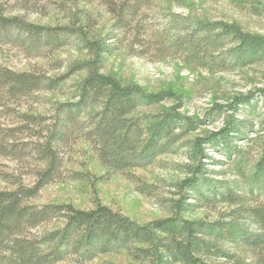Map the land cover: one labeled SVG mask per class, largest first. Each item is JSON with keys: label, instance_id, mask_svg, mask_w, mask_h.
I'll return each mask as SVG.
<instances>
[{"label": "trees", "instance_id": "16d2710c", "mask_svg": "<svg viewBox=\"0 0 264 264\" xmlns=\"http://www.w3.org/2000/svg\"><path fill=\"white\" fill-rule=\"evenodd\" d=\"M42 1L0 0V45L31 57L65 46L82 48L86 58L71 71L85 74L49 118L27 107L18 112V126L0 132L1 156L23 155L13 141L16 130L29 133L24 147L35 161L31 186L21 176L0 172V180L9 184L0 188V264H87L120 252L133 264H264V87L215 103L210 115L221 125L192 135L201 122L178 106L136 113L176 98L172 92H148L102 72L105 55L124 43L130 55L151 53L189 66L234 70L264 62V36L223 20L194 21L169 7L151 15L153 0H100L111 21L104 32L85 1L50 0L65 13V24L27 19L43 9ZM22 8L26 14L17 13ZM54 90H63L62 78L0 66V105L12 100L18 106L39 91ZM46 119L50 122L43 126ZM75 137L87 143L103 175L65 167L61 151ZM212 151L225 158L214 159ZM170 155L186 161L158 160ZM157 162L183 174L168 182L169 196L134 172ZM64 171L71 181L93 189L97 181L120 174L138 192L156 198L167 215L138 222L96 196L84 208L34 203L39 189Z\"/></svg>", "mask_w": 264, "mask_h": 264}, {"label": "rangeland", "instance_id": "374dc122", "mask_svg": "<svg viewBox=\"0 0 264 264\" xmlns=\"http://www.w3.org/2000/svg\"><path fill=\"white\" fill-rule=\"evenodd\" d=\"M2 1L13 4L17 0ZM75 1H80L81 4L85 1L89 4L87 10L91 11L95 19H98L97 28L101 32L108 28L111 23L110 16L104 11L100 0ZM153 2L151 15L169 7L172 11L186 15L194 21L223 20L237 24L244 31L264 36V0H153ZM41 4L43 9L38 13L28 14L27 19L41 24L67 23L65 13L58 11L50 0H43ZM26 12L27 10L22 8L17 13L26 14ZM129 52L128 44L124 43L114 53L105 55L102 72L115 75L123 83H137L148 92H172L176 98L140 107L136 113H151L164 107L178 106L181 112L201 122L192 135L215 130L221 125L220 120L212 121L210 115L215 103L225 104L233 96L255 94L257 89L264 87V62L234 70H221L210 66H189L173 57L157 58L151 53L135 56L130 55ZM85 58V50L76 46H65L53 53L43 51L42 55L31 57L26 56L18 47L8 44L0 45V66L16 71H36L50 78L59 77L63 80L62 91H39L33 95V98L22 100L18 106L12 100H5V104L0 105V132L5 133L8 128L18 126L20 124L18 112L27 107L49 118L58 102L69 99L65 92L85 74L84 71H71L72 65ZM180 100L181 103H179ZM49 122L50 120L46 119L43 126ZM253 126L254 130L258 129L257 122H254ZM36 129L38 130V127ZM254 130L250 131V136L254 135ZM14 133L13 141L18 148H22L20 152L23 155L19 154L20 156L16 157L0 155V172L21 176L23 183L31 186L34 181L31 168L34 167L35 161L28 155L29 148L24 147V142L31 139L28 136L29 133L16 130ZM34 138L36 137L32 139ZM210 154L214 159L225 158L222 152L212 151ZM61 156L68 170H89L96 176L105 173L104 168L82 139L72 138L62 149ZM158 160L169 163L186 161L179 155L163 156ZM215 163L211 162L210 167L218 168L211 165ZM134 172L144 181L154 184L157 191L165 196H169L168 182L183 177L179 171L168 169L158 162L136 169ZM63 173L62 178L41 187L32 201L37 204L69 203L75 207L84 208L91 206L96 196L101 203L121 211L138 222H148L167 215L166 210L156 198L141 194L129 179L120 174L97 181L93 189L85 183L71 181L65 177L67 172ZM7 186H9L8 183L0 180V188ZM220 210H225V206H221ZM195 215L201 216L202 212H197ZM109 263L133 264L123 252L100 255L87 264Z\"/></svg>", "mask_w": 264, "mask_h": 264}]
</instances>
